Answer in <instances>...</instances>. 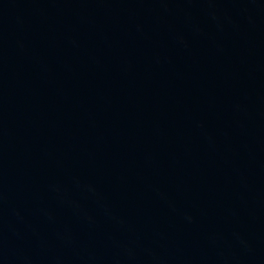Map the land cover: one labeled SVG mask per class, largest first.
<instances>
[{
  "label": "water",
  "instance_id": "obj_1",
  "mask_svg": "<svg viewBox=\"0 0 264 264\" xmlns=\"http://www.w3.org/2000/svg\"><path fill=\"white\" fill-rule=\"evenodd\" d=\"M172 162L210 264H264V0H88Z\"/></svg>",
  "mask_w": 264,
  "mask_h": 264
}]
</instances>
